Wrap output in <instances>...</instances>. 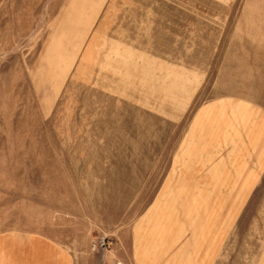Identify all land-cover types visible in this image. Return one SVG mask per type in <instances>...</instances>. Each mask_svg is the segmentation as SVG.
I'll return each mask as SVG.
<instances>
[{
	"label": "rangeland",
	"instance_id": "rangeland-1",
	"mask_svg": "<svg viewBox=\"0 0 264 264\" xmlns=\"http://www.w3.org/2000/svg\"><path fill=\"white\" fill-rule=\"evenodd\" d=\"M0 264H264V0H0Z\"/></svg>",
	"mask_w": 264,
	"mask_h": 264
},
{
	"label": "crops",
	"instance_id": "crops-1",
	"mask_svg": "<svg viewBox=\"0 0 264 264\" xmlns=\"http://www.w3.org/2000/svg\"><path fill=\"white\" fill-rule=\"evenodd\" d=\"M255 135H258V134L255 133Z\"/></svg>",
	"mask_w": 264,
	"mask_h": 264
}]
</instances>
